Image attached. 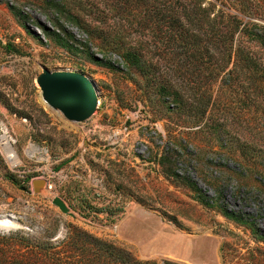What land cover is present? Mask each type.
I'll list each match as a JSON object with an SVG mask.
<instances>
[{
  "label": "rangeland",
  "instance_id": "374dc122",
  "mask_svg": "<svg viewBox=\"0 0 264 264\" xmlns=\"http://www.w3.org/2000/svg\"><path fill=\"white\" fill-rule=\"evenodd\" d=\"M256 39L264 0H0L5 258L264 264V71L214 45L264 66ZM43 67L93 82L88 119L43 101Z\"/></svg>",
  "mask_w": 264,
  "mask_h": 264
},
{
  "label": "water",
  "instance_id": "95a60500",
  "mask_svg": "<svg viewBox=\"0 0 264 264\" xmlns=\"http://www.w3.org/2000/svg\"><path fill=\"white\" fill-rule=\"evenodd\" d=\"M43 101L59 111L69 121L82 122L88 119L96 109V92L93 82L85 75L69 70H49L43 67L35 78ZM46 184L45 179L31 181L32 189L39 184ZM52 204L67 212V206L59 197L52 199Z\"/></svg>",
  "mask_w": 264,
  "mask_h": 264
},
{
  "label": "trees",
  "instance_id": "16d2710c",
  "mask_svg": "<svg viewBox=\"0 0 264 264\" xmlns=\"http://www.w3.org/2000/svg\"><path fill=\"white\" fill-rule=\"evenodd\" d=\"M258 40V39H256ZM259 41V47L264 51V39L258 40ZM215 45V50L218 52L220 56V60L222 61H229L230 59H234L233 63V68L236 67H242V68H251L254 70H263L264 71V66H263V60L261 59L262 56L258 54V51H254L253 53L245 50L244 48L237 47L235 49H232L231 47L227 46L226 41H222L221 43H216ZM231 46V45H230ZM211 57V54L209 55V59ZM238 58V61H237ZM243 63L241 65L240 62ZM239 62V63H238ZM13 238L12 235L9 236H1L0 241L4 240L5 242L8 239ZM4 251L0 247V264H29L28 262L22 261L23 257L20 258L18 255H14L12 260L6 259L4 256ZM22 256V255H21ZM131 264H136V262H132Z\"/></svg>",
  "mask_w": 264,
  "mask_h": 264
},
{
  "label": "bare ground",
  "instance_id": "6f19581e",
  "mask_svg": "<svg viewBox=\"0 0 264 264\" xmlns=\"http://www.w3.org/2000/svg\"><path fill=\"white\" fill-rule=\"evenodd\" d=\"M2 141V146L6 152V156L8 158H10L11 160L13 159V162H17L19 157L18 155L15 153V151H13L8 143V140L3 137L1 138ZM17 225L15 217L13 215L10 214H0V229H4V230H8L11 229L13 227H15Z\"/></svg>",
  "mask_w": 264,
  "mask_h": 264
}]
</instances>
